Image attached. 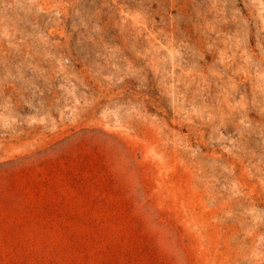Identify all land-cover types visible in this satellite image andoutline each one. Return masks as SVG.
<instances>
[{
  "label": "rangeland",
  "instance_id": "rangeland-1",
  "mask_svg": "<svg viewBox=\"0 0 264 264\" xmlns=\"http://www.w3.org/2000/svg\"><path fill=\"white\" fill-rule=\"evenodd\" d=\"M0 264H264V0H0Z\"/></svg>",
  "mask_w": 264,
  "mask_h": 264
}]
</instances>
